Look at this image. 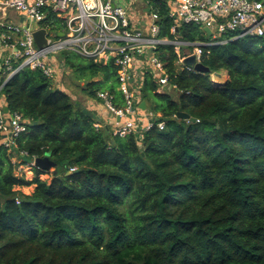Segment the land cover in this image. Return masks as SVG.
<instances>
[{
    "label": "trees",
    "instance_id": "1",
    "mask_svg": "<svg viewBox=\"0 0 264 264\" xmlns=\"http://www.w3.org/2000/svg\"><path fill=\"white\" fill-rule=\"evenodd\" d=\"M155 6L160 36L205 41L194 24L172 34L164 3ZM68 55L60 59L85 97L107 90L123 105L112 62ZM159 55L169 84L145 72L138 92L147 105L138 110L154 124L125 136L38 69L23 67L3 85L6 115L20 114L27 131L13 151L0 131V264H264V39L204 47L205 73L178 70L170 45ZM218 72L224 83L212 80ZM46 154L58 164L50 181L35 166L31 179L15 174Z\"/></svg>",
    "mask_w": 264,
    "mask_h": 264
},
{
    "label": "built area",
    "instance_id": "2",
    "mask_svg": "<svg viewBox=\"0 0 264 264\" xmlns=\"http://www.w3.org/2000/svg\"><path fill=\"white\" fill-rule=\"evenodd\" d=\"M159 3H164L173 22L172 34L183 24H194L203 32L208 28L210 35L205 33L212 39L184 41L160 36L155 6ZM40 29L44 30V42L39 47L34 32ZM246 36L264 39L262 0H0V91L23 67L38 69L59 83L65 70L61 53H74L100 64L112 62L124 103L114 105L107 90L98 91L97 99L117 118L113 133L125 136L140 126L148 129L154 124L152 112L138 110V92L145 72L154 75L161 87L169 84L165 61L159 55L161 46L173 47L178 70H193L184 63L186 57L194 55L195 61L201 62L204 47ZM3 107L0 102V131L4 146L13 151L17 137L27 131V120L16 112L6 115ZM157 127L163 129L164 122H157ZM19 155L28 154L20 151ZM35 158L27 166L32 168ZM20 160L13 154V162Z\"/></svg>",
    "mask_w": 264,
    "mask_h": 264
},
{
    "label": "rangeland",
    "instance_id": "3",
    "mask_svg": "<svg viewBox=\"0 0 264 264\" xmlns=\"http://www.w3.org/2000/svg\"><path fill=\"white\" fill-rule=\"evenodd\" d=\"M9 17L10 19L13 18V14L10 12L9 13ZM205 41L208 42L210 41V39H212L210 36L208 35H205ZM68 59H70L71 61L73 62H76V63H81V64H86L87 61H85V59H83L82 57H79L78 55L74 54V53H69L68 55ZM63 68L65 69L61 75H60V80H59V83H56V82H53L56 86H61L63 88L66 89V91L68 92V94L71 96L72 100L74 101H78L81 103L82 106H86L89 104L88 101H92L93 102H97L96 100L94 99H90V98H87L85 97L80 88L77 86L76 83H73V81L76 82V80H73V76H74V72L71 68L69 67H64ZM62 69V68H61ZM93 80H103V77L101 76H97L95 77ZM111 81L110 79L107 80V82ZM80 85H83L84 84V81H80L79 82ZM169 93L171 94L172 97H175V93H171L170 90H169ZM0 97H1V94H0ZM99 104H101L103 106L102 103H100V101H98ZM52 170L48 171V173L46 174H43V175H40V178L41 179H45L47 181H50L51 180V177H52ZM15 174L17 175H24L26 178L28 179H31V177L33 176V172L30 168V166H27V165H19L18 168L16 169L15 171ZM22 188V187H21ZM33 188V186H32ZM33 189H31V187H26L25 190H22V192L28 194V193H31ZM28 192V193H27Z\"/></svg>",
    "mask_w": 264,
    "mask_h": 264
},
{
    "label": "water",
    "instance_id": "4",
    "mask_svg": "<svg viewBox=\"0 0 264 264\" xmlns=\"http://www.w3.org/2000/svg\"><path fill=\"white\" fill-rule=\"evenodd\" d=\"M148 10V9H147ZM204 31L210 35V30L208 28H204ZM60 35V34H59ZM34 39L36 44L40 47L42 46L43 42H44V30L40 29L36 32H34ZM184 63L188 66L193 67V70L196 72H208L209 69L207 67H205L203 65L202 62H196L195 61V57L194 55L188 56L184 59ZM211 78L213 81L218 82V83H224L227 79V76L224 72H218V73H212L211 74ZM133 78H130L129 81L132 82ZM139 108H141L142 110L146 109V105L144 101H141L139 103ZM3 111L6 113L8 112V108L6 106L3 107ZM82 112L88 116H95L97 115V111L95 110H90L86 107L82 108ZM176 118L179 119H191V121H195L194 118H191L187 113L182 112V111H178L176 113ZM34 166L44 170V171H50L52 170L53 174L57 173V166L58 164L53 161L50 157L49 154H46L43 157H36L34 160Z\"/></svg>",
    "mask_w": 264,
    "mask_h": 264
},
{
    "label": "crops",
    "instance_id": "5",
    "mask_svg": "<svg viewBox=\"0 0 264 264\" xmlns=\"http://www.w3.org/2000/svg\"><path fill=\"white\" fill-rule=\"evenodd\" d=\"M94 100H96V99H94ZM96 101L97 102H93V100L92 101H88L89 104L87 105V107L86 106H83V108L86 107V108H88L90 110L97 111V115H95V116L98 118V120L101 119L104 122V124L109 125L110 129L113 131L114 126H115V122L117 121V118H115L111 113H109L104 108V106H102L101 104H99L98 101H100V100H96ZM0 102H2V96L0 97ZM100 103H102V101H100ZM139 103H140V101H138V105H139ZM138 105H137V107H139ZM30 187H31V189H33L32 186H30ZM25 188L26 187H22V188L19 187L17 189H19V190H21V189L22 190H25Z\"/></svg>",
    "mask_w": 264,
    "mask_h": 264
}]
</instances>
